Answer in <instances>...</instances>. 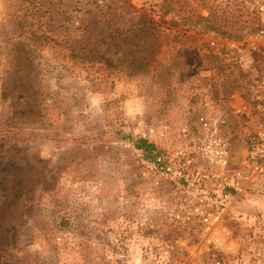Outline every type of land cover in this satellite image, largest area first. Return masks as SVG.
<instances>
[{
	"label": "rangeland",
	"instance_id": "374dc122",
	"mask_svg": "<svg viewBox=\"0 0 264 264\" xmlns=\"http://www.w3.org/2000/svg\"><path fill=\"white\" fill-rule=\"evenodd\" d=\"M251 28L212 0H0V210L16 196L1 264H209L194 234L144 208L135 134L185 122L213 91L242 111L239 148L241 77L208 43Z\"/></svg>",
	"mask_w": 264,
	"mask_h": 264
},
{
	"label": "built area",
	"instance_id": "2783aa9c",
	"mask_svg": "<svg viewBox=\"0 0 264 264\" xmlns=\"http://www.w3.org/2000/svg\"><path fill=\"white\" fill-rule=\"evenodd\" d=\"M212 1L235 4L251 17L242 37L208 43L240 75L251 123L235 148L230 121L242 111L213 91L199 92V106L181 124L139 123L135 141L153 146L137 148L144 158L141 179L149 185L144 208L194 234L209 264H264V206L253 213L241 209L264 201V0ZM236 224L245 238L233 247L230 226Z\"/></svg>",
	"mask_w": 264,
	"mask_h": 264
},
{
	"label": "trees",
	"instance_id": "16d2710c",
	"mask_svg": "<svg viewBox=\"0 0 264 264\" xmlns=\"http://www.w3.org/2000/svg\"><path fill=\"white\" fill-rule=\"evenodd\" d=\"M111 66H113V64H111L109 61H107ZM137 148L141 149V150H151L153 148V146L148 145L146 142L144 141H139L137 144ZM20 197V196H18ZM16 202V196H14V199L11 203H9L4 209L0 210V264H1V260L4 258V254L2 253V251H4L3 246H4V241H3V236H4V227H7L8 222H4V217L6 215V213L4 211H6L7 209H9L11 206V204H14ZM8 231V228H6Z\"/></svg>",
	"mask_w": 264,
	"mask_h": 264
}]
</instances>
